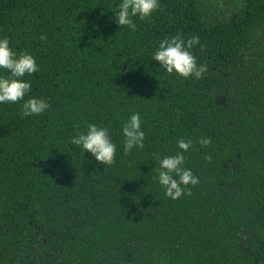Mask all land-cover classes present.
Masks as SVG:
<instances>
[{"label":"trees","instance_id":"1","mask_svg":"<svg viewBox=\"0 0 264 264\" xmlns=\"http://www.w3.org/2000/svg\"><path fill=\"white\" fill-rule=\"evenodd\" d=\"M111 3L0 0V36L38 65L26 99L49 104L37 118L0 105V264H264V0H160L134 30ZM177 34L200 39L198 80L153 67ZM133 110L145 140L126 154ZM89 122L111 127V165L70 144ZM178 138L199 183L172 200L153 154Z\"/></svg>","mask_w":264,"mask_h":264},{"label":"clouds","instance_id":"2","mask_svg":"<svg viewBox=\"0 0 264 264\" xmlns=\"http://www.w3.org/2000/svg\"><path fill=\"white\" fill-rule=\"evenodd\" d=\"M115 23L119 28L134 30L135 19H148L160 8V0H113L108 5ZM41 37V42L44 41ZM200 45L197 35H173L161 39L151 53L155 70L162 75L188 79H200L207 72V65L199 63L193 49ZM202 47V45H201ZM38 65L30 52H16L10 46L7 36H0V105L17 104L21 114L27 118H37L49 110V104L41 99H26L32 94L31 77L38 72ZM142 115L132 111L122 121L120 136L122 151L130 153L133 149L142 148L145 133L142 127ZM71 145L76 146L83 154L89 153L100 165H111L117 155L118 144L113 139L111 127L89 122L81 129L77 127L71 137ZM196 143L207 146L210 138L201 136ZM190 138H178L176 150L169 154L154 153L155 176L153 179L162 189L166 198L176 200L182 195L190 194V187L199 183L198 176L191 167L186 166V154L193 148Z\"/></svg>","mask_w":264,"mask_h":264}]
</instances>
